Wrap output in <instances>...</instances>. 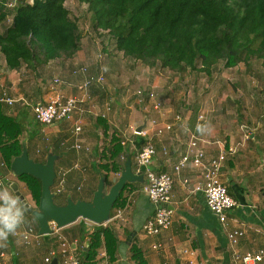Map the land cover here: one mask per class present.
Returning <instances> with one entry per match:
<instances>
[{"label": "crops", "instance_id": "0c3cea01", "mask_svg": "<svg viewBox=\"0 0 264 264\" xmlns=\"http://www.w3.org/2000/svg\"><path fill=\"white\" fill-rule=\"evenodd\" d=\"M81 29L83 28L81 27ZM94 35L102 36L95 31L89 32V34L84 33L82 42L86 38L91 46V38L93 39ZM94 48V44L89 47V50L81 45L79 53L73 60L69 62L55 61L39 68L34 73L25 68L11 71L0 52V83L3 82L2 85L0 84L2 86V89L0 87V98L4 93H7L9 97L16 100L13 106L4 104L3 108L9 115L24 123L26 130L21 141L27 148H30V157L34 158L35 153L41 154V151L46 152L53 144L55 146L54 149L58 154L55 155L59 157V160L56 162L57 177L54 193L59 194L58 189H60L61 194L66 196L58 204L66 205L68 199L75 202L92 200L99 186L101 175L107 173L103 171V166L107 163L111 164L108 156L113 147L114 135H118L124 149V153L120 157L124 168L118 173L113 170L109 171L108 180L113 185L120 179L128 160L132 163L133 173L140 172L138 171V154L150 142L155 146L157 152L153 160V168L157 172L170 173L174 177L170 205L173 223L161 234L153 237L147 236L143 228L145 223L155 215L156 206L143 192V187L146 185L145 174H143V182L128 184L127 189L123 190L125 206L113 208L111 214V217H114L116 211L120 209L123 211L122 219L107 223L112 226L119 241L118 264H137L132 258L134 243L140 247L147 264H242L239 260L240 257L263 250L264 93L260 95L258 91L250 90L244 86L243 92L250 94L251 100L246 104L240 102L242 107L237 110L238 105L232 99L233 97L229 96L230 98L220 100L219 96L222 90H217L218 86L209 87L210 90L206 92L217 90V95L212 93L213 98L210 101L204 97L201 98L203 88H199L190 98L176 103L174 106L167 108V106L165 107L166 101H163L164 108L162 107L160 112L153 109L149 111L151 109L149 108V110H144L148 112L146 113L136 107V110L141 112V116L137 117V122L129 123L127 119L122 118V112L119 113L118 118L112 119L110 112L116 111V109L106 101L109 98L108 84L111 82L116 84L115 96L117 97V87L121 83L119 79L122 77V75L119 77L122 65L119 58L114 55L107 53L106 58L100 57L97 47ZM114 48L112 44L111 51ZM92 49L93 51H91ZM63 63L65 68H62ZM82 68L88 69L86 75L82 73L74 75L75 71ZM61 69L67 70L68 80L71 79L73 84L55 86L51 83L48 85L49 80L55 79L63 71ZM245 69L248 75L260 77L256 72ZM113 75H115L114 79ZM1 76L3 77L1 78ZM103 76L106 77L107 84H95L85 90L83 96L79 90L83 82L88 77L97 79ZM44 78H47L48 81L45 82ZM57 78L61 80V77ZM113 84L111 83L110 86ZM150 85L148 84L144 90L152 91L149 88ZM261 90H264V87ZM58 95L77 97L82 102L71 121L49 126L47 133L46 129L39 125V128L42 129L40 133L38 128L34 127L33 123L36 121L32 109L36 104L45 103ZM78 96H82V98ZM168 97L169 94L165 95L164 93L163 98L168 99ZM133 98L132 104L135 105L137 98ZM117 105L120 106L118 102L115 106ZM108 108H111V111H108ZM126 112L128 114V110ZM102 115L107 117L103 118ZM176 115H182L183 121L177 123ZM200 116H204L205 119L199 121ZM100 118L106 120L105 125L101 123ZM153 120L157 122V125L152 124ZM198 123L205 126L206 130L203 133L196 131ZM167 124L174 125L173 131H164L162 135H158L156 130ZM76 125L83 128L79 135L74 134ZM142 126L148 133L146 137L136 135L131 131L132 127L138 129ZM193 135L200 140V148L205 153L206 163L217 158L224 149L227 152L233 149L232 153H228L223 165L222 180L237 206L230 212L225 223H222L209 209L205 194L202 190H198V188H203V168L190 165L180 173L174 172V166L187 151ZM76 142L93 148L95 156L90 158L88 155L92 152L75 150ZM43 154L45 155V153ZM2 160L0 154V162ZM0 176L12 182L17 179L12 171L6 172L1 169ZM62 180L64 184L61 186ZM112 186H108V190ZM77 223L64 229L57 228V231L55 230V233L50 235L51 241L46 242L44 239L45 246L37 249L39 251L46 250L47 253L48 249H52L56 245L60 247L63 241L71 244L75 240H78L83 247L81 224L88 228L87 234L92 231L86 222H82L78 226ZM27 225H35L30 217H27ZM236 232H240L242 235L237 236L236 243H233L230 235ZM85 240L87 241L88 238L86 237ZM155 246H157L156 249ZM35 248L24 246L19 242L2 246V249L9 254V264H42L43 257L36 260L31 253V251L35 252ZM29 254L33 256L28 258ZM106 257L107 255L98 264H109Z\"/></svg>", "mask_w": 264, "mask_h": 264}, {"label": "trees", "instance_id": "16d2710c", "mask_svg": "<svg viewBox=\"0 0 264 264\" xmlns=\"http://www.w3.org/2000/svg\"><path fill=\"white\" fill-rule=\"evenodd\" d=\"M14 1L15 5L9 7V3ZM66 2L0 0V52L11 71L25 68L34 73L52 62H69L76 57L83 36L80 21L72 16ZM80 2L88 6L94 31L109 37L115 47L113 53H121L126 59L140 62L151 69L160 66L174 75L196 73L208 77L220 72L221 68L232 70L244 65L251 70L255 62L264 69V0ZM104 48L106 53L110 51V47L105 45ZM3 106L0 102V154L3 158L1 162L6 164L2 170L7 172L11 171L12 161L23 153L25 144L21 137L26 127L23 122L9 115ZM100 121L106 124L105 119L100 118ZM35 125L42 127L37 122ZM112 143L108 156L111 164L103 166V171L107 172L103 174L108 186L113 185L108 180L109 171L118 173L124 168L120 161L124 149L118 135L113 136ZM54 147V144L50 146L44 159L37 162L44 164L49 153L58 155ZM15 181L24 182L39 206L41 182L29 175H23ZM124 191L114 209L125 206ZM28 217L35 225H27V221L25 225L39 231L36 219L31 214ZM87 229L81 224L84 243L79 255L80 264H98V256L102 251L106 252L109 264H118L119 241L112 226L95 225L89 234ZM44 239L46 242L51 241L50 236ZM14 242L19 241L10 235L3 246ZM132 252L137 264H147L140 247L135 243Z\"/></svg>", "mask_w": 264, "mask_h": 264}, {"label": "built area", "instance_id": "2783aa9c", "mask_svg": "<svg viewBox=\"0 0 264 264\" xmlns=\"http://www.w3.org/2000/svg\"><path fill=\"white\" fill-rule=\"evenodd\" d=\"M15 1L9 3V7L15 5ZM86 75L88 73L87 68H82L74 72V75L78 74ZM61 80L56 78L54 80V85L59 86ZM95 84L104 85L105 78H93L88 77L82 84L81 89L88 90ZM135 97L138 100L139 107L142 110H153L160 112L162 106L160 103H151L155 98V92L147 90H138ZM0 102L13 106L16 103V100L12 99L4 93L0 98ZM82 101L77 97H64L58 95L45 103H38L33 107V116L37 123L41 124L43 127L53 126L61 122H69L73 119L75 111L78 110L79 104ZM150 106V107H149ZM108 111H111V108H108ZM103 118H106V115H102ZM204 116L199 117V121H203ZM175 121L182 122L183 116L176 115ZM152 124L155 126L157 122L152 121ZM174 125L167 124L163 128H158L156 133L162 135L164 131L171 132L173 131ZM83 131V128L80 125H76L74 128V134L79 135ZM131 131L136 135L147 136L148 133L145 129L141 132H137V128H131ZM74 149L78 151H85L91 153L92 149L90 146H84L80 142H76ZM233 149L224 151L217 157L205 162V153L200 148V140L196 136H192L190 143L188 145L187 151L182 155L180 161L177 165L174 166V172L180 173L182 170L186 169L188 166H193L196 168H203V188L202 190L205 194L207 204L209 209L219 218L222 223H225L229 217L230 212L237 206L236 201L230 195L229 190L225 183L222 180V168L227 159L228 153H232ZM155 146L148 142L138 154V171L142 166L146 167L145 176H146V185L143 187V192L148 196L150 201L156 206V212L153 217H151L144 225V232L147 236L153 237L161 234L164 230H167L173 223L172 221V211L170 205L172 203V190L174 184V177L170 173H160L153 168V160L156 156ZM6 167L4 162L0 163V169ZM65 176V174H63ZM61 186L64 184L62 180L60 182ZM187 183V181H185ZM0 187L7 188L9 191L12 190L5 183V178L0 176ZM13 193V192H12ZM58 193L61 194V190L58 189ZM14 194V193H13ZM26 210V209H25ZM27 212L25 211V222L21 225L23 228H18L15 234L12 236L18 240L21 244L27 247H44V236H41L39 232L33 228L29 227L26 224L27 221ZM123 217V211L117 210L114 217H111V221L121 220ZM106 225V224H105ZM57 231V228L54 227L53 233ZM242 235L240 232H236L230 235V239L233 243H236V237ZM4 241H0V264H9L8 258L9 255L2 249ZM155 249L157 246L154 247ZM82 246L78 240H75L71 244L63 241L60 247H53L48 249L46 255L42 259V264H52L55 258L59 259V264H80L79 262V252L81 251ZM106 254H104V257ZM240 262L242 264H264V249L256 253H248L245 256L240 257Z\"/></svg>", "mask_w": 264, "mask_h": 264}, {"label": "rangeland", "instance_id": "374dc122", "mask_svg": "<svg viewBox=\"0 0 264 264\" xmlns=\"http://www.w3.org/2000/svg\"><path fill=\"white\" fill-rule=\"evenodd\" d=\"M23 1L30 2V3L33 2V0H23ZM66 7L69 9L72 16L75 18H78V20L80 21V27L83 28V29H81L82 35L84 33L89 34V32H92V33L94 32L93 31L94 29L92 28V23H91L92 22L91 21V15L88 12V6L86 4H82L80 2V0H67ZM95 42H97V43H95ZM91 43H92L91 46H93V44H94V47L95 48L97 47V53H98V55L99 54L101 55V56L99 55L100 57L106 58L105 55L107 53L104 51L105 45L110 47V51H111V45L112 44H111L108 36H98L97 37V35L96 36L94 35V38L93 39L91 38ZM81 45L85 49H88V50H89V47H91L86 38H84ZM91 51H93V49ZM110 51H107V52L111 53L116 58H119L121 65H122L120 68V75H119V77L121 75H122V77H120V79H119L121 81V83L118 84L119 86L117 85L118 86L117 87V89H118L117 97L115 96L116 84L114 82H111L112 84L114 83L113 86H110L111 83L108 84L109 98L106 99V101L108 104H111L113 106V108L115 107V109H116V111L110 112V114L112 113L111 114L112 119L118 118L119 113L122 112V118L127 119L129 123L130 122L131 123L137 122L138 121L137 117L141 116V114H140L141 112L139 113V110L142 111V108L139 107L138 100H136L137 102L135 105L132 104L134 102L133 97H135L138 90H143L144 88H147L146 86H148V84L152 85V86L150 85V87H149L150 90H152V92H155V98L153 101H151V103H153V105H154V103H156V104L160 103L161 106L163 107L164 106L163 101L164 102L166 101L165 107L167 106V108L169 106H174L176 103H179L181 101H184V100L190 98L191 95H193L194 91L198 90L199 88H203L202 89L203 93L201 94V98L204 97L207 101H210L211 98H213L212 93L217 95V90H222V93L219 96L220 100H225L226 98H230V97L232 98L233 97L232 99L235 100V102H237V105H238L237 110H240L242 107V105H240V102H244L246 104V103H249V101L251 100L250 94L243 92L244 86H246L250 90L258 91V93L260 95H261V93H264V90H261L264 87V69L262 68L261 64L257 63V62H255L252 65L251 71L256 72L260 76L259 78L257 76L248 75L244 65H241L240 67L233 69L232 71L221 68L220 72L213 74V76H211V77H208L206 75H197L196 73H193V74L189 73L185 76L179 77L180 75L175 76L174 74H172V72H170L168 70L161 69L160 66L157 68L151 69L149 67L144 66L140 62L133 61V60L131 61V60L126 59L122 54L113 53L115 51H112V52H110ZM56 62H58V61H56ZM63 65H64V63L62 64V68H65V67H63ZM61 70H63V71H61V73L58 74V76H57V77H61L62 84H60V86H62L64 84H66V86L73 84L71 79L68 80L69 73L67 72V70L66 69L65 70L61 69ZM0 73H1V67H0ZM2 77L3 76H1V78ZM103 77L105 78V84L104 85H106L107 79L105 76H103ZM47 78H49V77H47ZM47 78H44L45 82L48 81ZM114 78H115V75H113V79ZM55 79L49 80L48 85H50L51 83H52L51 85H53ZM2 83L3 82L1 81L0 84L2 85ZM1 85H0V87L2 89ZM215 86H218L216 88H219V89L214 90V91L209 92V93H206L207 91L210 90L209 87L214 88ZM79 90L82 92V94L84 96V94H85L84 89L80 88ZM164 93H165V95L169 94L168 99L163 98ZM78 97L82 98V96H78ZM116 102H118L120 104V106H118V105L115 106ZM136 107L139 108L138 111L136 110ZM152 109L153 108H151L149 111H151ZM127 110H128V114L126 112ZM98 111H100V110H98ZM129 111H130V113H129ZM143 111H144V109H143ZM144 112L148 113L147 111H144ZM134 113H137V114L135 115ZM33 124H34V126H36L35 123H33ZM37 128H38L39 132L41 133L42 129L39 127H37ZM44 129H46V133H47V130L49 128L45 127ZM31 130H32V128H31ZM44 133H45V131H44ZM46 142L48 143V141H45V143ZM38 144H40V143H38ZM91 149H92V153L90 155H88V156H90V158H91V156H95L93 148H91ZM43 153L46 154L45 151L44 152L41 151V154L35 153L34 158L37 161L43 160L45 157V155ZM30 158L32 160H34L35 162H37L34 158H32V157H30ZM18 184L21 188L22 193L27 196V199H28L29 203L31 204V206L34 208H37L38 206L36 204V201L33 199L30 191L28 190V188L26 187L24 182L18 181ZM52 191L54 192V186L52 188ZM64 197H66V196L63 194H61V195L56 194V202L57 203L62 202V199ZM27 213H28V211H27ZM28 215H30V214L28 213ZM82 222H86L87 226H89V228H91L90 231L94 230L95 225L88 222V221L80 220L76 225L78 226ZM107 225H104V227ZM85 244H86V242H85ZM54 247H57V245ZM34 250H35V252L31 251V253L34 255V258L36 260L39 258L42 259V257H44V255L46 254V250L39 251L37 248H35ZM104 254H106L105 251H102L99 254L98 262L105 259ZM33 255L29 254L28 258H30ZM106 259L109 261L108 257H106ZM27 262H30V261H27Z\"/></svg>", "mask_w": 264, "mask_h": 264}, {"label": "water", "instance_id": "95a60500", "mask_svg": "<svg viewBox=\"0 0 264 264\" xmlns=\"http://www.w3.org/2000/svg\"><path fill=\"white\" fill-rule=\"evenodd\" d=\"M143 130L144 127L142 126L137 129V132L141 133ZM58 160V156L49 153L44 164L35 162L30 158L29 150L25 145L22 155L15 158L11 163V171L16 178L29 175L41 182L42 193L37 208L31 206L17 182L5 179V183L12 192L20 198L23 207L36 219L39 225V234L44 237L52 235L54 227L64 229L80 220L88 221L97 226H104L109 223L112 209L121 192L128 184L143 182V174L146 171V167L142 166L140 172L134 174L132 163L128 160L120 179L109 190L107 178L101 175L99 186L91 201L75 202L68 199L66 205H59L56 202V194L52 191L57 177L56 162ZM52 264H59V260L55 258Z\"/></svg>", "mask_w": 264, "mask_h": 264}, {"label": "clouds", "instance_id": "9594fccd", "mask_svg": "<svg viewBox=\"0 0 264 264\" xmlns=\"http://www.w3.org/2000/svg\"><path fill=\"white\" fill-rule=\"evenodd\" d=\"M205 130L204 125H196L197 132ZM25 211L17 195L0 187V241H6L25 222Z\"/></svg>", "mask_w": 264, "mask_h": 264}]
</instances>
